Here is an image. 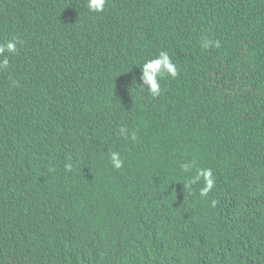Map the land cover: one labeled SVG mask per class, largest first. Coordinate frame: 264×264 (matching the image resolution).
<instances>
[{"label":"trees","instance_id":"trees-1","mask_svg":"<svg viewBox=\"0 0 264 264\" xmlns=\"http://www.w3.org/2000/svg\"><path fill=\"white\" fill-rule=\"evenodd\" d=\"M87 1L0 0V264H264V0Z\"/></svg>","mask_w":264,"mask_h":264},{"label":"clouds","instance_id":"clouds-1","mask_svg":"<svg viewBox=\"0 0 264 264\" xmlns=\"http://www.w3.org/2000/svg\"><path fill=\"white\" fill-rule=\"evenodd\" d=\"M106 0H88L87 6L93 12H103L105 8ZM20 41L18 38L9 40L6 44L0 45V55L3 53H15L17 50V44ZM213 42L210 40H205L202 43L203 48H208ZM215 46L219 47V41H215ZM8 58L6 56L0 59V67L8 66ZM122 74H125V88L129 85H140L141 91L145 90L149 92L153 97L159 96L161 94V84L164 82V75L167 74L172 78H177L178 69L177 65L172 61V58L166 51H161L159 54L153 58L146 59L143 63H140L137 67V79L133 66L128 67ZM180 74V73H179ZM172 79V80H174ZM146 86V87H145ZM163 88V87H162ZM121 134H126V129L121 128ZM132 139H135V133L132 134ZM111 163L114 168H121L123 166V160L118 152L111 153ZM185 170L188 166L183 165ZM203 176L205 179V186L201 189L200 194L207 195L209 190L213 188L214 181L212 179L211 170H201L196 177L199 179ZM215 203V201H213Z\"/></svg>","mask_w":264,"mask_h":264}]
</instances>
